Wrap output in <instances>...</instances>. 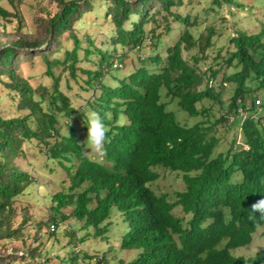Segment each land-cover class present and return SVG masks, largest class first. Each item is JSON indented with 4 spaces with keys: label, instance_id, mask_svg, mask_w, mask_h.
<instances>
[{
    "label": "trees",
    "instance_id": "obj_1",
    "mask_svg": "<svg viewBox=\"0 0 264 264\" xmlns=\"http://www.w3.org/2000/svg\"><path fill=\"white\" fill-rule=\"evenodd\" d=\"M52 1L54 13L40 17L44 49L34 51L41 45L22 37L0 43V85L10 107L23 111L13 116L10 108L0 109V264H80V251L51 256L36 244L41 228L51 222L49 236H54L61 223L73 218L83 222L79 229L93 226L92 236L104 237V222L114 207L128 224L120 248L139 250L133 264H264V250L249 257L230 252L250 243L264 225L259 213L255 219L249 213L264 199V24L258 31L228 34L224 52L221 48L213 57L220 58L217 67L210 63L202 70L200 64L216 48L213 36L223 32L211 23L195 33L200 20L193 13L194 0ZM88 14L110 24L107 43H97L92 30L79 34ZM0 16L23 27L18 10L0 6ZM63 39L71 45L66 47ZM23 46L29 47L28 54L18 57ZM135 49L147 53L139 57ZM130 55L134 66H114H123ZM37 60L43 72L34 75V85L21 76L18 64L34 67ZM223 66L232 72L220 75ZM41 75L49 82L43 83ZM218 76L219 86L213 84ZM80 78L91 96L77 108L64 89ZM223 83L231 85L229 96ZM215 102L223 110L218 118L211 112ZM239 108L248 116L242 118ZM89 109L110 114L103 156L84 152L88 129L83 113ZM175 110L195 121L180 122ZM226 114L234 116L232 123ZM221 122L239 127L224 150L216 131ZM24 145L42 154V170L66 176L57 180L61 188L50 197L49 224L30 223L27 208L19 204L35 184L20 165ZM159 170L180 177L183 187L174 200L152 188ZM30 226L35 244L19 255L15 248L8 253L13 241L25 246ZM69 230L73 247L89 233L81 237L75 228ZM93 256L94 264H108L100 255L88 258Z\"/></svg>",
    "mask_w": 264,
    "mask_h": 264
},
{
    "label": "rangeland",
    "instance_id": "obj_2",
    "mask_svg": "<svg viewBox=\"0 0 264 264\" xmlns=\"http://www.w3.org/2000/svg\"><path fill=\"white\" fill-rule=\"evenodd\" d=\"M233 6L223 2L221 6H218L213 0H194L196 4L193 9V13L198 15L200 24L196 30V34L201 31H204L205 27L213 23L216 27H222L223 34L221 36L214 35L213 40L215 41V50L209 55V58L200 64L202 70L206 69L208 65H215L220 58L214 59L216 51L223 48L222 53L224 52V47L227 45L228 34L231 36L235 35V31H247L253 32L260 29L261 24H264V0H234ZM0 6L14 12L18 10L22 18V28L17 29L16 21L14 18H4L0 16V43L8 44L11 40L16 39L17 37H22L30 42L39 43V48L34 51H39L44 49L45 45L41 43L46 39V32H44L43 26H40V17H49L56 10V3L52 0H0ZM105 9V6L97 9L99 13H102ZM82 25L79 27V34L81 35L86 29L92 30L95 32V40L97 43L100 41L106 42L107 36L105 33L110 27L109 23L103 21L102 17L98 18L93 14L85 15L81 20ZM65 46L69 47L71 43H67L65 39ZM32 48V47H31ZM30 48V49H31ZM148 50V47H145ZM29 47L23 46L17 50L18 57L23 53L28 54ZM210 51V50H209ZM147 52H142L141 56L145 55ZM221 53V54H222ZM136 56V55H135ZM134 55H130L124 62L121 70L125 69L128 65L131 66L136 63L133 60ZM20 59L18 60V62ZM43 62L37 60L34 67L31 64H26L20 62L18 64L20 68L21 76L28 78L29 81L36 85L38 83L34 75H40L43 72ZM217 67V65H215ZM232 72V67L224 66L220 70V75L223 73ZM40 80L43 83H48L49 81L41 75ZM83 80L78 79V83L73 80L70 81L71 88L64 89L67 95H69L75 106L77 108L81 107L84 103V100L91 96L90 91L83 90L85 87ZM221 77L218 76L214 85H220ZM222 84V83H221ZM81 85V86H79ZM223 86L226 87V95L229 96V90L231 85L223 83ZM202 88V87H201ZM7 90L0 85V109L10 108L9 112L13 116L22 115L23 111H19L14 107H10L9 100L6 97ZM226 97V96H224ZM170 108L174 110V106L171 104ZM212 114L214 118H218L222 115L223 110L219 108L218 104L213 103ZM8 113V111H7ZM175 116L180 122H187L191 125L195 119L185 115V112L182 110H175ZM217 136L220 138V150L228 148L232 139L239 134V127L237 123L232 125H227L226 123H219L216 128ZM238 142V141H237ZM237 142L235 145H237ZM26 158L23 161H20V165L23 169L27 170L32 174L34 179V185H31L28 190L25 191L24 195L20 198V206L27 208V216L31 217V222L42 220L43 222H48L50 217L49 206L51 205L50 197L53 193L58 191L61 187L58 185L57 180L66 179L65 175H50L46 170L41 169L43 164L42 154H38L33 150H29L27 145H24ZM160 177L151 185L152 188L157 193H167L172 200L175 199V191L180 190L183 186L180 182V177L176 172H170L167 170H159ZM65 210V209H64ZM67 209L66 211H69ZM179 210H175V215H178ZM108 231L104 237H93L92 233L94 231L93 226H88L87 228L79 229L82 226V221L69 218L65 222L61 223L57 229L54 236H49L52 233L50 225H44L40 231V238L37 240L36 244H43L42 247L50 251V255H66L70 249L71 251H80L78 254L79 257L84 258L86 263H92V257L88 258L90 255H100L103 257V260L108 264H133L134 260L137 258L139 250L138 249H128L120 248V239L123 233L127 229V223L123 222L120 211L117 208H113L111 211L110 218L108 220ZM105 223V222H104ZM75 228L78 232L77 235L81 236L89 232L86 238L82 241H76L77 244L75 247L69 243V235L67 231L69 228ZM30 235L27 237L25 246H21L20 241H13L8 244L7 252L10 253L15 248L17 255L20 254L23 250L25 251L28 245H34V234L35 228L30 226ZM128 230V229H127ZM82 237V236H81ZM224 244L222 241L219 245L221 247ZM73 248V249H72ZM264 250V225L258 228L252 234V240L250 243L239 246L233 249H230L232 255L249 257L253 256L259 251ZM86 256V257H84ZM98 257V256H97ZM103 264V262H102Z\"/></svg>",
    "mask_w": 264,
    "mask_h": 264
},
{
    "label": "clouds",
    "instance_id": "obj_3",
    "mask_svg": "<svg viewBox=\"0 0 264 264\" xmlns=\"http://www.w3.org/2000/svg\"><path fill=\"white\" fill-rule=\"evenodd\" d=\"M147 41L144 44L145 45L144 48L145 47L149 48V44H147ZM134 52H138V54L136 53L138 56L141 55V52L137 49H135ZM114 66H116L117 68H120V69L122 68V65L120 63H117ZM241 110L243 111V114L242 115L239 113L238 114L242 118H245L246 116H248V112H245L243 109H241ZM83 117H84V122L86 124V127L88 129L87 139L84 143L85 154H87L88 152H94L98 156L105 155L104 145L106 142L107 131H108L105 121L110 118V114L102 115L97 110L89 109L83 113ZM233 120H234V116H233L232 121L229 122L227 120V123H232ZM67 122L70 125L71 118H69ZM237 144H238V142H237ZM249 213H250V216L254 219L256 218V216H255L256 213H259V218L264 219V199H260L258 202L254 203L251 206V210L249 211ZM105 224H109V222L105 221ZM127 229H128V227H127ZM127 229H126V231H127ZM92 258H93L92 263H89V264H94L96 262L95 261L96 256H93ZM80 260H83V259H80Z\"/></svg>",
    "mask_w": 264,
    "mask_h": 264
},
{
    "label": "built area",
    "instance_id": "obj_4",
    "mask_svg": "<svg viewBox=\"0 0 264 264\" xmlns=\"http://www.w3.org/2000/svg\"><path fill=\"white\" fill-rule=\"evenodd\" d=\"M147 44H150V41H147ZM255 104H257V105L260 104L259 101H258V99L255 100ZM237 112H238L239 114H241V115L243 114V111H242L240 108L237 110ZM226 118H227V120L230 122V121H232L233 116H232V115H229V114H226ZM50 227H51V229L53 230V228H54L53 224H51ZM80 263H81V264H89V263H86L84 260H80Z\"/></svg>",
    "mask_w": 264,
    "mask_h": 264
}]
</instances>
